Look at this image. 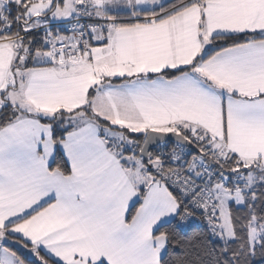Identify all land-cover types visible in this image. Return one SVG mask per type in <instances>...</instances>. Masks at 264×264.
Returning <instances> with one entry per match:
<instances>
[{
	"label": "snow or ice",
	"instance_id": "snow-or-ice-1",
	"mask_svg": "<svg viewBox=\"0 0 264 264\" xmlns=\"http://www.w3.org/2000/svg\"><path fill=\"white\" fill-rule=\"evenodd\" d=\"M0 264H264V0H0Z\"/></svg>",
	"mask_w": 264,
	"mask_h": 264
}]
</instances>
